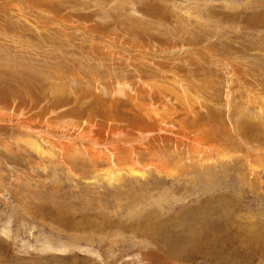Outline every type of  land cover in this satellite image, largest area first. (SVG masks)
<instances>
[{
	"label": "rangeland",
	"instance_id": "obj_1",
	"mask_svg": "<svg viewBox=\"0 0 264 264\" xmlns=\"http://www.w3.org/2000/svg\"><path fill=\"white\" fill-rule=\"evenodd\" d=\"M105 33L130 56L101 54L91 37ZM174 75L199 96L197 109L159 102L173 126L126 97L143 82L172 91ZM0 111L12 113L0 121V264H264V0H0ZM49 117L91 121L110 141L108 127L150 135L119 139L122 152L105 138L106 161L81 148L98 134L60 129L75 145L61 150L23 128ZM199 123L215 137L199 138ZM147 128L210 148H165Z\"/></svg>",
	"mask_w": 264,
	"mask_h": 264
},
{
	"label": "bare ground",
	"instance_id": "obj_2",
	"mask_svg": "<svg viewBox=\"0 0 264 264\" xmlns=\"http://www.w3.org/2000/svg\"><path fill=\"white\" fill-rule=\"evenodd\" d=\"M39 17H41V15L39 14L38 15ZM48 17V16H47ZM42 18V17H41ZM50 21H51V19H50ZM59 24V23H58ZM57 24V25H58ZM62 24V23H61ZM63 26H65V25H63ZM58 27V26H57ZM65 27H67V26H65ZM67 29V28H66ZM97 29H99V28H97ZM96 29V30H97ZM70 32H71V27L68 29ZM74 30H77V28H74ZM67 31V30H66ZM85 31V30H84ZM71 33H74V32H71ZM76 33V32H75ZM81 32H77L76 34L78 35V34H80ZM68 34V33H67ZM75 34V35H76ZM86 34H87V32H86ZM94 35V34H93ZM84 36V35H83ZM82 36V37H83ZM90 36H91V34H90ZM89 38V37H88ZM92 39H91V42H93L94 44L95 43H97L96 45H99V47H100V49H101V54H103L104 53V55L105 56H115L116 57V59L117 60H120V58L119 57H123V58H128L130 55H129V53L128 52H130L129 51V49L130 48H128V47H125L121 42H118L119 44H115V41H117V38L115 37V35H109V34H101L100 36H92L91 37ZM120 41H122V40H120ZM93 45V44H92ZM94 46V45H93ZM141 46V45H140ZM98 47V46H97ZM142 48V47H141ZM145 49H147V48H142L141 49V51H143V50H145ZM134 50V49H133ZM138 50V49H137ZM136 50V51H137ZM135 51V52H136ZM106 53V54H105ZM168 53V52H167ZM100 54V55H101ZM131 54V53H130ZM163 54V53H162ZM166 54V53H165ZM158 54H156L155 56H157ZM161 55V54H160ZM175 55V54H174ZM102 56V55H101ZM143 56V55H142ZM164 57H166V56H164V55H161L160 56V60L159 61H161ZM177 59H178V61L180 62V60H185L186 58H184V59H182V57H181V55H176L175 56ZM112 58V57H111ZM135 58V57H134ZM144 58V57H143ZM142 58V59H143ZM136 59V58H135ZM122 61V60H121ZM183 62V61H182ZM181 62V63H182ZM145 63V62H144ZM146 63H147V65L149 66V67H154V68H156V69H158L160 72H156L155 73V75L156 74H158V73H161L163 76H164V74H165V71H163V69H162V67H160V66H158V65H155V62L153 63V62H148L147 60H146ZM137 64V63H136ZM149 64H151V65H155V66H150ZM171 65V64H170ZM173 65V64H172ZM181 65V64H180ZM179 65V66H180ZM145 66V65H144ZM149 67H147V68H149ZM151 70V69H150ZM170 71H171V69H170ZM139 72V71H138ZM173 72V71H172ZM151 73V72H150ZM79 74V73H78ZM151 74H153V70H152V73ZM167 74V73H166ZM172 74V73H171ZM234 71L231 69L230 71H228V73H227V80H229L230 82H232V80H233V77H234ZM84 75V74H83ZM139 75H140V73H139ZM154 75V74H153ZM154 75V76H155ZM162 75H161V77H162ZM173 75V74H172ZM158 76V75H157ZM156 76V77H157ZM167 76V75H166ZM172 77V76H171ZM139 78H140V76H139ZM139 78H137V79H139ZM168 78V77H167ZM173 78V77H172ZM175 80V81H174ZM170 81H172L171 79L169 80V82H167V83H169V85H173V84H175L176 83V85H174V87H172V88H170L172 91H169V92H166L165 91V88L167 89V87H165V88H163V86L165 85H163V84H157V86H155V84L153 83V82H147V83H141V84H139L138 86H136V84L134 85V93H135V95L136 96H140L138 99H135L134 98V96H132V95H129L128 93H127V91H125V89L123 88V87H118L117 89H119V91L123 94V93H125V95H127L126 97H128L127 99H129L130 101H131V105L133 106V107H135V108H138V110L137 111H139V109H141L142 108V110H144V109H146V112H149L148 114H147V116L150 118V119H153L156 123L158 122V118H160V117H162L163 118V120L162 121H160V123L162 124L163 123V121H164V124H165V126H173L172 125V122H169L168 120H164V119H174L175 117H177V116H175V114H173L172 113V110H174V107L173 108H171V106L169 107V105H170V103H167V104H165V105H163V108H160V105H161V103H159L160 101L162 102V101H166V102H168L169 100H171V99H173L174 98V101L176 102V103H178V104H180L181 106H182V104L184 103V107H186L185 109H187V108H192V107H196V109H197V106H195V104H196V97L198 98V96L199 95H197V94H199L197 91H191V90H189L188 89V87H190V86H188V85H186V86H188V87H184V84L182 83L183 82V79L182 78H179L178 76H176V75H174V79H173V81L175 82V83H172L171 82V84H170ZM166 82V81H165ZM164 82V83H165ZM167 85V84H166ZM111 87V86H110ZM124 87H125V85H124ZM170 87V86H169ZM115 88V87H114ZM118 92V91H117ZM120 92H118V93H120ZM120 93V94H121ZM111 94V93H110ZM117 96V95H116ZM160 96L164 99H162V100H160ZM113 97V96H112ZM120 97V96H119ZM123 97V96H122ZM114 98V97H113ZM144 99V104H145V107H143V105H142V103H141V99ZM111 99V98H110ZM199 100V99H198ZM200 102V100L198 101V103ZM163 103V102H162ZM198 103H197V105H198ZM201 103H202V101H201ZM157 104H158V107H157ZM203 105V104H202ZM153 108V109H152ZM181 109H183V107L181 108ZM201 110V109H200ZM170 111V112H169ZM198 111V110H197ZM181 112H182V110H181ZM187 112H189V111H187ZM196 112V111H195ZM7 113V112H6ZM198 113V112H197ZM207 113V112H206ZM12 114V113H11ZM11 114L9 115H7V116H2L3 115V112L2 111H0V121H8V120H10V118H11ZM177 114H179V113H177ZM181 114V113H180ZM179 114V115H180ZM184 114V113H183ZM189 114V113H188ZM192 114V113H191ZM200 114H202V113H200ZM139 115V114H138ZM185 115V114H184ZM184 115H183V117H184ZM206 115H208V114H206ZM206 115L204 116L205 118H206ZM189 117H191L190 115H188ZM182 117V118H183ZM182 118H180V120L182 119ZM199 118H201V117H199ZM204 118V119H205ZM139 119V118H138ZM186 119V118H185ZM190 119H192V118H190ZM209 119V118H208ZM207 119V120H208ZM56 120H58V118L56 117V118H51V117H49V118H45L44 120H43V122L40 124V125H38V126H35V125H32V124H29V123H27V124H25V125H23V128H25V129H27V130H33V131H35L38 135H40L42 138H43V140H44V137H46L48 140H47V142L48 143H50V145H53V146H55V147H60L61 148V150H63V149H65V148H75V145H69L68 146V144H65V143H61V137L60 136H57L58 135V130H60V129H62L63 131H66L67 129L69 130V132L71 131V132H73V133H75V131L77 130H79V131H81V133H80V135H79V137H87L88 135H90L91 134V132H92V134L93 133H95L96 135L98 134V135H100V136H102L101 138H104V140H105V138L108 140V138H110V136H107V135H105L104 134V131H103V129L102 128H100V130H99V132H96V131H94V127H93V125L92 124H90V123H92L91 121H90V123H87V122H84V125L81 127V125H77L76 123H75V121L74 120H71V119H65V118H62V120H64V121H60L61 119H59L58 121H56ZM137 120V119H136ZM202 120V119H201ZM60 121V122H59ZM114 121V120H113ZM139 121V120H138ZM182 122H183V120H181ZM193 121V120H192ZM198 121V120H197ZM30 122V121H29ZM142 122H144V121H142ZM141 122V123H142ZM175 122V121H174ZM200 122V121H199ZM211 122V121H210ZM135 123V122H134ZM184 123V122H183ZM215 123V122H214ZM100 124V123H99ZM107 124H108V122H107ZM114 124V123H113ZM143 124V123H142ZM160 124V125H161ZM187 124H189V123H187ZM159 125V124H158ZM191 125V124H190ZM198 125V124H197ZM199 125H200V128H201V130H199L198 132H196V134L197 133H199V134H197L198 136H199V138H206V137H208V135H210L209 133H212V132H214L215 130H213L212 129V127L214 126L213 125V123H208V129L207 130H203L202 128L204 127V126H207V125H205V123H203V124H200L199 123ZM186 126V125H185ZM114 127V126H113ZM134 127H136V126H134ZM149 127V126H148ZM159 128H160V126H159ZM165 128V127H164ZM178 128V127H177ZM108 129H110V130H112V141H110V140H108V142H109V144H107L108 142H106L107 140H103L104 142H102V143H100V144H97V142H94L93 143V147H91L90 146V144L91 143H87L86 142V140H84L83 142H81V144H82V147L81 148H83V150L85 151V152H87V153H91L92 155L93 154H100L101 153V151L102 150H108L107 149V147H106V144L107 145H109V146H112V145H116L115 147H116V150H115V148H113L115 151L114 152H119L120 150H121V148H122V146H120L119 147V145H122L121 143H119L118 142V140H119V137L117 138V136H118V134L117 133H119L120 131H119V129L118 128H110V127H108ZM132 129V128H131ZM142 129H146V127H144V128H141V130ZM148 129V128H147ZM176 129V128H175ZM183 128H181V130H182ZM198 129V128H197ZM73 130V131H72ZM133 130H135V129H133ZM132 130V131H133ZM157 130V129H156ZM162 130V129H161ZM177 130V129H176ZM175 130V131H176ZM137 131V130H136ZM138 131H140V128H139V130ZM148 131H151L152 132V141H155L156 143H158V144H163V146L165 145V144H173L172 146L175 148V149H181L180 148V146L182 147V145H191V147H190V150H191V152L192 153H200V155H201V157L204 155V152L205 151H203V150H208L209 148H210V146L208 147L207 146V141H206V139L205 140H203V141H199V142H197L196 140H194V141H196V142H192V143H190L189 141H187L183 136H180V135H178L177 136V134H175V133H172V132H169V131H167V130H162L161 132H166V134H167V136L164 134V135H161V134H159V131L157 132V131H155L154 129H152V130H149L148 129ZM62 132V131H61ZM68 131H66V133H67ZM68 132V133H69ZM105 132H106V127H105ZM183 132V131H182ZM68 133L66 134V135H68ZM178 133V132H177ZM180 133H181V131H180ZM123 134V133H122ZM184 134V133H183ZM182 134V135H183ZM217 134V133H216ZM215 134V135H216ZM97 135V136H98ZM126 135H132V133H129V134H126ZM148 135H150V134H148ZM215 135H213V133L211 134V136L213 137H215ZM73 136H75V135H72V137ZM170 137H172L173 138V140H171L170 139ZM217 137V136H216ZM69 138H71V137H67V138H64V139H69ZM168 140V142H166ZM116 141L118 142V144H115L116 143ZM218 141V137L216 138V142ZM154 142V143H155ZM208 142H210V143H212L211 142V140H210V138H209V140H208ZM104 143H106V144H104ZM138 143H141V142H137V144ZM136 143H134V144H131V145H135ZM144 144V143H143ZM214 144V143H213ZM153 145V144H152ZM216 145H218V143H216ZM127 146V145H126ZM143 146V145H142ZM141 146V147H142ZM158 146V145H157ZM194 146V147H193ZM52 147V146H51ZM106 147V149H104ZM127 147H129V148H127L128 150H127V152H124V153H127L126 155H131L132 153L133 154H137V150L134 148V146H127ZM140 147V146H139ZM150 145H148L147 144V146H145V147H142V149H145V150H148V149H150ZM195 147H197V148H195ZM213 147V146H212ZM112 148H110L111 150H112ZM152 148V147H151ZM165 148H166V145H165ZM199 148V149H198ZM215 148H216V146H215ZM79 149H80V147H79ZM109 149V150H110ZM213 149V148H212ZM124 151V150H123ZM212 151V150H211ZM210 151V152H211ZM215 151H216V149H215ZM215 151H214V153H215ZM120 152H122V151H120ZM149 152V151H148ZM153 152V151H152ZM152 152H150L151 154H152V156L153 155H156V154H154V153H152ZM188 152H190L189 150H188ZM140 153V152H139ZM208 153V152H207ZM212 153H213V151H212ZM220 153V152H219ZM108 153H101V155H104V156H101V157H103L104 159H106V161H108L110 158V155H107ZM150 154V155H151ZM160 154V153H159ZM115 155V154H114ZM119 155V154H118ZM148 155V154H147ZM190 155H192V154H190ZM207 155V154H206ZM215 155H217V154H215ZM112 156H113V151H112ZM120 156V155H119ZM157 156V155H156ZM207 157H208V155H207ZM206 157V158H207ZM94 158V157H93ZM93 158H92V160H93ZM97 158L99 159V157L97 156ZM96 158V159H97ZM115 158V157H114ZM119 158L120 157H118V160H119ZM97 159V160H98ZM210 159V158H209ZM208 159V160H209ZM124 160V159H123ZM127 160V159H126ZM131 160V159H130ZM133 161H134V159H133ZM136 161V160H135ZM101 162H103V160L101 161ZM118 162V161H117ZM119 162H120V160H119ZM124 162V161H123ZM132 162V161H131ZM108 163V162H107ZM122 163V162H121ZM103 164V163H102ZM109 164V163H108ZM124 165V164H123ZM148 165V164H147ZM125 166L126 165H124V168H125ZM135 166V165H134ZM117 167H118V164H117ZM127 167V166H126ZM128 167H129V165H128ZM137 167V165L134 167V168H136ZM144 167V166H143ZM147 167V166H146ZM148 167H150V166H148ZM111 168V167H110ZM109 168V169H110ZM131 168V167H130ZM157 169V168H156ZM166 168H164L163 170H165ZM108 170V168L106 169V171ZM111 170V169H110ZM113 170H115V169H113ZM127 170V169H126ZM135 170V169H134ZM158 170H160V169H158ZM161 170H162V168H161ZM160 170V171H161ZM167 170V169H166ZM101 171V170H100ZM105 171V172H106ZM109 171V170H108ZM125 171V170H124ZM130 171H131V169H130ZM129 171V173H131ZM132 171H133V169H132ZM148 170H147V168H141L140 166L139 167H137L136 168V170H135V172H140V173H142V174H146V172H147ZM128 172V171H127ZM167 172V171H166ZM125 173H126V171H125ZM133 173V172H132ZM107 174L110 176H112L113 175V172L112 171H110V172H107ZM117 174V173H116ZM149 174V173H148ZM147 174V175H148ZM134 175V174H133ZM105 176V175H104ZM131 176H132V174H131ZM145 176V175H144ZM113 177V176H112ZM143 177V176H142ZM107 178V177H106Z\"/></svg>",
	"mask_w": 264,
	"mask_h": 264
},
{
	"label": "water",
	"instance_id": "obj_3",
	"mask_svg": "<svg viewBox=\"0 0 264 264\" xmlns=\"http://www.w3.org/2000/svg\"><path fill=\"white\" fill-rule=\"evenodd\" d=\"M41 15H43V14H41ZM129 55H130V53H129ZM60 121L62 122L64 120L61 119ZM117 134L120 135L119 139H121V141H124V142L129 143V144L141 142L144 138H146L148 136V133L141 132V131H136V132L132 133V135H125V134H122L121 132L117 133Z\"/></svg>",
	"mask_w": 264,
	"mask_h": 264
}]
</instances>
